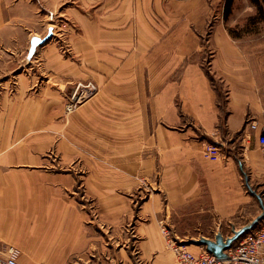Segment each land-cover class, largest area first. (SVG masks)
Listing matches in <instances>:
<instances>
[{
	"label": "crops",
	"instance_id": "crops-1",
	"mask_svg": "<svg viewBox=\"0 0 264 264\" xmlns=\"http://www.w3.org/2000/svg\"><path fill=\"white\" fill-rule=\"evenodd\" d=\"M45 1L51 8L72 0H0V33L16 32V27L21 32L19 26L8 23L21 20L25 13L24 18L31 20ZM109 1L103 21L88 23L84 19L80 23L78 46L82 53L93 49L94 55L86 54L83 60L88 55L87 64L94 70L108 66L111 77L115 69L117 74L119 66L129 63V51L135 48L134 27H138L134 20L144 16L142 9L130 12L132 0ZM153 1L160 5L161 0ZM223 2L219 13L212 12L213 0H167L169 18L175 22L148 50L157 55L148 63L149 97L144 90L127 93L134 100L127 107L140 121L124 129L131 138V151L111 153L116 157L113 165L108 166L98 154L86 153L82 138L89 127L99 128L109 130L115 148L121 145L116 121L118 93L106 95L109 116L99 111L91 113L89 119L93 115L96 118L91 124L79 111L77 123L61 126L68 136L62 141L68 151L52 164L53 169L30 170L14 165H39L37 158L22 151L37 138L29 131L46 123L48 128L56 127L49 113L53 109L45 104L38 111L26 105L28 102L17 107L15 96L4 95L0 103V238L20 251L23 264H117L118 254L120 264H173L174 257L164 247L165 234L157 230L158 226L191 223L193 219L185 211L198 201L209 202L219 218L231 213L233 161L221 151V145L227 140L233 145L237 142L240 148L243 146L245 159L253 157V149H245L249 140H242L241 133L246 118H258L264 111V70L252 65L239 48L237 38L225 24L231 12L223 17ZM245 2L249 8L250 3L255 6L250 0ZM76 11L69 6L65 12L72 17L76 14L81 21L82 12ZM208 17L214 21L203 34L198 23ZM199 18L203 21H197ZM93 43L97 44L91 46ZM207 45L212 50L208 71L198 55ZM138 80L137 87L142 81ZM75 128L79 129L77 136L70 133ZM23 133L24 141H20ZM256 136L251 132L254 148L258 147ZM94 142L98 146L106 143L97 138ZM208 142L217 144L223 153L217 159L203 154ZM91 160L95 166L84 173L74 163ZM152 179H156V188L149 186ZM95 222L110 229L106 238L96 232ZM125 225H131L132 232L122 239L121 246L110 245L109 241L124 236L116 230Z\"/></svg>",
	"mask_w": 264,
	"mask_h": 264
},
{
	"label": "rangeland",
	"instance_id": "rangeland-1",
	"mask_svg": "<svg viewBox=\"0 0 264 264\" xmlns=\"http://www.w3.org/2000/svg\"><path fill=\"white\" fill-rule=\"evenodd\" d=\"M116 1L120 3L122 0ZM132 1L134 5H132L133 3L131 4L133 9L131 8L130 12L142 9L144 19L147 21V28L149 29L146 31L142 30L144 35L148 34L150 30L160 35L161 32L165 31L166 27L173 25L175 22V19L169 18L171 16L168 13L167 0H161L160 5H157V2L153 0L150 2L144 0V2L141 0ZM222 2L223 0H213L212 12L221 13ZM104 3H106V6ZM43 4L44 6L39 8L35 13L36 16L31 20L24 18L26 17L25 13L21 20L8 23L11 27L13 25L19 26L21 32L16 27V32L0 33L1 105L3 104L1 101L4 95H6L8 98L15 96L14 99L17 102L15 105L17 104V107L24 106L28 102L26 105L38 108V111L44 108L45 104L50 105V109H53L49 113H52L55 128H48L46 123L29 131L31 136H36L37 138L34 139L31 147H25L22 153L37 158L39 165L36 166L33 164L34 162L14 165L16 168H23L25 170L33 168L53 169L52 164H55L56 160L68 151L67 146L62 144V141L67 139L68 136L64 134L65 130L61 126L64 124L72 125L74 122L77 123L79 111H82V115L85 114L87 116V123L91 124L96 121L94 115L92 119H89L91 113L99 111L102 116H109L107 115L109 114V105L106 98L110 90L108 82L111 77L107 73L109 72V67L103 65L102 69L94 70L92 65H88V58L94 55V50H89L88 52L90 53H82L78 46V38L82 30L80 23L84 19L88 23L94 20L103 21V17L109 10L107 7L110 1L72 0L56 3L55 5L52 4L51 8L48 7L47 1ZM69 6L77 8L76 12L80 9L84 18L82 17L80 21L76 14L75 17H72L66 13L65 11ZM261 11L262 14L251 3L249 8L245 0H234L231 13L225 24L229 26L233 36L237 38L239 48L244 52L247 60L252 65L260 66L264 70V4ZM206 20L203 23H198L203 28V34L206 33L205 31L209 29L214 21L212 17H208ZM197 21L203 20L199 18ZM135 22H137V17L135 18ZM49 26L52 27L53 34L45 42L39 44L31 57L27 59V36H31L32 34L43 36L47 31L46 28ZM135 27L136 39L134 45L137 44L136 41L139 34V30L137 29L139 26ZM155 42L156 40L150 42V45L153 44L143 50L148 53V56L147 54L145 55V62H142L143 65L146 64L140 66L137 71L138 74L134 76L137 90L133 91V93H141L144 90L148 97L149 93H151L149 89L148 63L151 60L155 61L157 55L153 56L154 53L151 55V51L148 50L155 45ZM96 44L93 43L91 46ZM132 50L129 52L131 53ZM211 52V47L208 45L198 51L200 61L207 71L209 69L208 61L210 60ZM163 53L164 51H162V55ZM86 54L90 55H87L86 60H83ZM99 76H102V78L98 82ZM209 77L210 79L213 77L211 71L209 72ZM138 79L142 80L139 87H137L139 84ZM84 89H88L87 92L83 91ZM77 130L75 128L70 133H74L77 136ZM25 135L26 133L21 134L19 140L24 141ZM71 138L77 139V137L72 135ZM82 143L88 142L82 140ZM221 147V151L226 156H230V159L233 161H231L233 170L231 171L232 175L230 176L229 183L231 203L233 204L231 213L224 218H219L216 212L211 210L209 202L201 204L198 201L197 204L192 205L190 210L185 211L186 216L193 219L191 223L164 226L170 236L175 238L185 237L186 240L197 238L201 235L213 238L217 232H220L223 236H229L234 229L248 223L261 212V205L256 194H259V198L264 204V158L261 157L258 147L254 148L253 143L249 139L247 148L245 147V149L252 148L253 157L248 160L245 159L242 153L243 146L240 148L237 142L233 145L227 140L222 143ZM90 152L93 153V151ZM70 153L73 154L72 152ZM222 154L220 153V155ZM74 163L80 167V173H84L87 169L95 166V162L92 160L90 162L80 161ZM245 177L250 189L245 184ZM151 181L153 183L149 184V186L151 185L156 188L154 186L156 179H152ZM81 201H84L82 197ZM106 228L108 227L99 226L95 222L96 232L102 233L103 237L105 236L104 238H106V235L110 231V229H107L109 230L107 231ZM117 228V233H121L124 236L118 235V241H109V244H117L119 247L126 234L129 235L132 232V227L131 225H125L117 226ZM160 229V226H158L157 230ZM104 238L103 243H105ZM163 239L166 251L174 257L172 251L168 248L167 239L164 237ZM186 243L189 242L186 241ZM188 248L196 250L197 246L192 243ZM135 255L138 256V253L135 252ZM120 260V255L118 254L117 264H120Z\"/></svg>",
	"mask_w": 264,
	"mask_h": 264
},
{
	"label": "built area",
	"instance_id": "built-area-1",
	"mask_svg": "<svg viewBox=\"0 0 264 264\" xmlns=\"http://www.w3.org/2000/svg\"><path fill=\"white\" fill-rule=\"evenodd\" d=\"M251 132L257 133L258 150L264 158V111L258 118H246L241 139L248 141ZM203 154L210 159H217L220 155V148L217 144L208 142L203 148ZM161 230L167 239L168 248L173 253V264H264V218L251 230L240 235L225 250V257L213 255L203 245L195 244L196 250L189 249L188 246L191 243L170 236L164 227H161ZM0 264H23L20 260V251L15 246L3 242L1 238Z\"/></svg>",
	"mask_w": 264,
	"mask_h": 264
},
{
	"label": "bare ground",
	"instance_id": "bare-ground-1",
	"mask_svg": "<svg viewBox=\"0 0 264 264\" xmlns=\"http://www.w3.org/2000/svg\"><path fill=\"white\" fill-rule=\"evenodd\" d=\"M123 24H122V26H124ZM136 25L139 26V28H137L139 30V34H138L137 44L135 45V48L132 50L131 53H129L130 54V61H129L128 64H124V65L119 66V67L117 66L118 67L117 74L114 73V75L111 76V78H110V80L108 82L109 83V87H110V90H109L108 93H118V95H119L118 96V99H117L118 100L117 103H118L119 110H118V115H117V120L116 121H118V125H119V128H120L119 131H118V134L120 136H122V137H120V139L122 140V143L120 142L121 145L118 148H115V144H113L109 140V134H111V133H108L109 130H105L104 131V129H102V131H101V130H99V128H97V129L95 128L96 130H94L93 127H89L87 130H85L83 132V138L82 139H83V141H87L88 142V143H85V146L83 147V149L86 151V153L87 152H90V151H93L94 154H98V156L101 159H103L104 162L108 166L113 165L114 162H112V161L116 159L115 156L112 157L113 155H111V153H113V152L116 153L117 152L118 155H119V153L124 154V153H127L128 152L127 150L129 148H130L129 151H131V146H132V144H131V138L128 137L126 134H124L125 133V130L124 129H126L127 127H129V129H130L131 127H133L134 125H136L137 121H140V117L137 118V114L131 113L130 112V109L127 107V105L131 106L133 104V101H134L133 98H131L130 95H127V93H133V91L137 90L136 83L134 82L135 81L134 80L135 79L134 76L138 74L137 71H138L139 67L143 65V62L142 61L145 62V55L147 54V56H148V53L147 52H144L143 50L144 49H147L148 46H151L153 43L150 45V42H154V40H158V38L160 36V35L157 34V32H154V31H151V30L146 35H144L142 33V30L146 31L149 28H147V21L141 15H138L137 16V23H136ZM120 27H121V25H120ZM149 39H151L150 42H148ZM129 45H131V44H129ZM109 51H110V49H109ZM122 51H124V50H122ZM159 63H160V61H159ZM149 71H150V69H149ZM151 74L152 73H150V75ZM87 90L88 89H86V90L84 89L83 91L87 92ZM108 113H109V109H108ZM107 115H110V114H107ZM115 115H112V116L115 117ZM103 121H105V120H103ZM114 127L118 128V126H114ZM94 138L95 139L97 138L99 141H100V139L105 140L106 143L105 144H102V145L99 144L100 146H98V144L97 145H94V143H95L94 142ZM81 149H82V147H81ZM117 150H119V151H117ZM88 154H90V153H88ZM118 161L121 162L120 160H118ZM111 163H113V164H111Z\"/></svg>",
	"mask_w": 264,
	"mask_h": 264
},
{
	"label": "water",
	"instance_id": "water-1",
	"mask_svg": "<svg viewBox=\"0 0 264 264\" xmlns=\"http://www.w3.org/2000/svg\"><path fill=\"white\" fill-rule=\"evenodd\" d=\"M52 34H53V29L51 26L47 28V31L43 36L32 34L29 39V47L27 49L26 58L29 59L31 55L34 53L36 46L45 42L47 38L50 37ZM244 179L246 186L250 189L246 177ZM256 196L259 199L261 205V212L258 215H256L252 220H250L248 223L240 226L237 229H234L231 235L223 236L220 232H217L215 233L213 238L201 235L197 238L187 239L186 241H188L191 244L193 243L197 245H203L208 252L212 253L217 257H225L226 256L225 250L230 247L232 242H234L244 232L251 230L259 222V220L264 217V204L259 198V194H256Z\"/></svg>",
	"mask_w": 264,
	"mask_h": 264
},
{
	"label": "trees",
	"instance_id": "trees-1",
	"mask_svg": "<svg viewBox=\"0 0 264 264\" xmlns=\"http://www.w3.org/2000/svg\"><path fill=\"white\" fill-rule=\"evenodd\" d=\"M256 7L257 11L262 14V6L264 4V0H250ZM233 4V0H224L223 2V17L226 18L228 14L231 12V7Z\"/></svg>",
	"mask_w": 264,
	"mask_h": 264
}]
</instances>
